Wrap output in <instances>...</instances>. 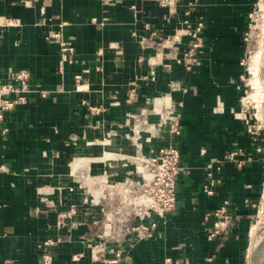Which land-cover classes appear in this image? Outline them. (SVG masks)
Returning a JSON list of instances; mask_svg holds the SVG:
<instances>
[{
	"label": "crops",
	"instance_id": "obj_1",
	"mask_svg": "<svg viewBox=\"0 0 264 264\" xmlns=\"http://www.w3.org/2000/svg\"><path fill=\"white\" fill-rule=\"evenodd\" d=\"M252 1L179 0L170 13L157 0H0V82L20 69L30 74L24 103L0 122V264H39L37 242L46 237L58 239L48 249L53 264H95L86 244L102 211L91 180L95 155L106 146L91 141L114 129L111 142L133 152L127 114L162 100H171L180 129L172 138L182 166L175 208L154 215L157 226L142 238L108 236V255L121 250L119 264H246L247 256L264 264L254 224L257 204L264 203V150L248 131L252 119L239 81ZM184 19L203 22V43L190 69L182 56L188 35L172 50L160 45L161 36L181 32ZM60 29L73 47L70 61L62 60L50 36ZM99 106L104 112L96 114L92 108ZM84 132L92 143L86 152L82 139L70 138ZM166 140L161 131L143 148L156 150ZM230 151L239 153L229 159ZM100 159L105 186L111 174L125 178V160ZM85 163V182L79 183L75 170ZM208 172L215 180L212 194L204 191ZM225 199L235 223L224 237H209L212 211Z\"/></svg>",
	"mask_w": 264,
	"mask_h": 264
},
{
	"label": "rangeland",
	"instance_id": "obj_2",
	"mask_svg": "<svg viewBox=\"0 0 264 264\" xmlns=\"http://www.w3.org/2000/svg\"><path fill=\"white\" fill-rule=\"evenodd\" d=\"M242 37L244 51L240 59L241 71L239 73L242 93L241 102L244 111L249 112L251 115L252 121L250 120L249 124H247V127L249 125L252 127V131L249 133L254 135L263 144L262 148L264 150V0H253L250 4ZM162 43L163 37L161 36V46H163ZM202 43L203 39L201 40ZM164 47L169 48L166 45ZM170 49L172 50L174 47ZM170 53L175 55L176 51H171ZM183 54L184 51H182V56ZM172 88L175 89L176 85H173ZM148 103L138 111H132L127 114L126 123H130L129 127L131 128L126 133V138L131 144H134L133 152L116 149L112 154L106 156L109 144L114 145L111 142L116 133L114 129L107 131L104 139L97 138L91 141L97 146H102V144L106 146V149L101 153L102 157L118 162L125 160L126 164L124 166L130 167L127 173L123 175L125 178L119 179L117 178V173L111 174L112 181L107 182L106 180L105 186L103 183L105 165L100 162L101 156L95 155L98 158L96 162V179L92 178L91 183L95 182V192L96 190L100 192L98 205L101 207L102 213L101 218L97 222L95 233L90 237V240L99 243L100 247L105 246L104 243L108 240V236L111 239H119L121 237L119 235L123 234L127 228L130 229L131 227L147 224L148 220L156 215L155 211H157L158 207H161V193L166 190L165 178L171 171L169 143L173 141L172 139H168L170 134L168 119L172 117L170 111L173 108L171 100L170 102L162 100L157 105L152 101H148ZM93 111L99 114L100 112H104V108L99 106L93 109ZM151 114L158 115L157 121H149L148 118ZM161 131L162 139L166 140L167 138L166 141L168 143L159 146L156 150L148 149L146 152L143 148V142L151 140V137ZM70 138L72 141L82 139L85 143L84 147H81L83 152L87 151V145L91 143L88 141V132H84L82 137H78L75 134ZM99 140H101L102 144L99 143ZM98 149L100 150L101 148ZM116 155L117 160L113 158ZM151 158H156V160L153 162ZM87 166L89 164H80L75 170L76 175H81V178L78 180L79 183L85 182L83 177L87 173L82 167ZM112 166H114V163L111 164ZM181 169L182 166L179 161L178 172ZM109 183L111 186L108 187ZM69 190H72V187H69ZM257 210L254 224H256L257 237L260 240L258 247L260 250H264V203L262 200ZM132 233L133 235H130L131 238L136 234V230H132ZM249 261L253 264V259L250 256L247 257V263Z\"/></svg>",
	"mask_w": 264,
	"mask_h": 264
},
{
	"label": "built area",
	"instance_id": "obj_3",
	"mask_svg": "<svg viewBox=\"0 0 264 264\" xmlns=\"http://www.w3.org/2000/svg\"><path fill=\"white\" fill-rule=\"evenodd\" d=\"M159 3L168 8L170 13H174L176 11V5L179 0H157ZM184 13L189 15L190 8L185 7ZM182 23L185 25L181 32L175 33L173 35H164L162 45H166L169 48H175V42H180L182 35L186 34L191 38V42L186 46L184 50L183 56L187 60V67L190 68L197 61V50L202 45L201 44V32L203 29V22L198 20L196 22L191 23L188 19H184ZM1 28V25H0ZM154 34V33H153ZM155 35V34H154ZM1 29H0V40H1ZM52 38H54L61 52L62 60L70 61V58L73 54V47L67 41H64L61 33V29L50 34ZM154 58V57H151ZM80 78L79 75H76V80ZM30 79L29 71L26 69H20L16 71L10 81L5 83L0 82V122L3 119L4 113L8 110H12L16 105L22 104L25 101V92L30 90L28 81ZM173 86V85H172ZM42 95H45V92H41ZM130 98H133V91L130 95ZM96 109V108H92ZM172 117L168 119L169 124V139H172L175 135L180 133L178 118L173 113V110L170 111ZM1 133H4L5 129H0ZM248 131H252V127L248 126ZM170 151L169 157L171 159V171L165 178L166 180V190L161 193V207H158L156 215L158 217H164L167 213L171 212L176 205V188H177V174H179V161L180 155L178 148L173 144L169 143ZM238 151H230L227 154V158L234 159L238 154ZM154 162L156 158H151ZM239 162L238 164H240ZM208 176V185L204 188V191L207 194L213 193V186L215 184L214 177L211 172L207 173ZM260 206V201L257 204V207ZM212 215L214 217L213 227L209 231V237H224L229 228L235 223L234 215L229 210V202L227 199L223 200V202L216 207L212 211ZM64 221V214L59 215L58 224H62ZM157 226V222L153 219H150L147 224L138 225L136 227L127 228L126 231L119 235L121 237H125L126 234L132 233V230H136V235L138 238H142L146 236V234L153 230ZM58 242V239H54L52 237H46L37 242V246L41 248L42 252L39 258V264H53V257L48 249L51 248ZM86 246L90 249V257L91 262L95 264H119L121 258V250H116L112 252L109 256L108 252L104 247H100L99 243H95L94 241H88ZM248 255V254H247ZM246 255V256H247ZM248 257V256H247ZM79 258L78 255L74 256V259L77 260ZM246 264H248L246 262Z\"/></svg>",
	"mask_w": 264,
	"mask_h": 264
},
{
	"label": "bare ground",
	"instance_id": "obj_4",
	"mask_svg": "<svg viewBox=\"0 0 264 264\" xmlns=\"http://www.w3.org/2000/svg\"><path fill=\"white\" fill-rule=\"evenodd\" d=\"M110 149H109V151L107 152L108 154H106V156L107 155H110V154H112L113 152H114V150H116V149H118L116 146H114V145H110V147H109ZM118 155V154H117ZM117 155H116V157H117ZM113 156V155H112ZM114 156H115V154H114ZM109 157V156H108ZM119 157H121V156H119ZM113 158H115V157H113ZM117 160V159H116ZM255 228V227H254ZM254 232V231H253Z\"/></svg>",
	"mask_w": 264,
	"mask_h": 264
}]
</instances>
